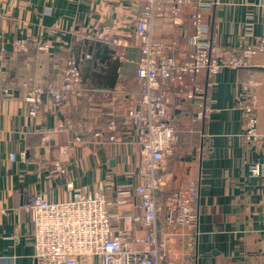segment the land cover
Masks as SVG:
<instances>
[{
  "label": "crops",
  "instance_id": "crops-1",
  "mask_svg": "<svg viewBox=\"0 0 264 264\" xmlns=\"http://www.w3.org/2000/svg\"><path fill=\"white\" fill-rule=\"evenodd\" d=\"M210 1L215 4L204 12L203 22L212 43L248 56L247 48L263 36L264 0ZM196 4L193 0L192 8ZM143 7L144 0H0V264H37L30 221L20 211L31 196L67 202L71 192L65 185L72 182L91 194L99 184L112 185L106 192L111 200L115 188L139 184L135 132L124 114L141 90L135 77L140 58L135 26ZM190 11L179 13L175 23L170 2H155L151 40L171 47L167 53L177 62L187 58L194 34ZM41 30L48 54L34 48L24 56L13 52L16 39L33 47ZM81 35L86 38L78 41ZM122 53L125 61L118 59ZM70 56L87 90L84 95L70 96L58 106L44 95L34 119L20 91L4 99L1 87H15L25 77L58 86ZM248 62L247 68H222L211 78L203 120L196 119L195 104L181 94L171 96L180 137L167 161L165 193L191 183L198 187L199 238L192 264H264V178L250 176V167L261 158L243 139L242 110L250 105L264 134V53ZM206 80L204 73L198 76L200 84ZM111 122L118 128V145L108 141ZM98 132L100 144L94 139ZM76 135L83 136L82 144L73 143ZM58 166L63 175L56 172ZM137 204L133 197L123 212L141 214ZM182 246H175L180 253Z\"/></svg>",
  "mask_w": 264,
  "mask_h": 264
},
{
  "label": "built area",
  "instance_id": "built-area-1",
  "mask_svg": "<svg viewBox=\"0 0 264 264\" xmlns=\"http://www.w3.org/2000/svg\"><path fill=\"white\" fill-rule=\"evenodd\" d=\"M170 16L176 23L179 13L191 8L189 22L194 34L189 39V53L182 62L170 56L163 43L151 40V25L155 16L156 0H144L135 26L140 58L136 63L135 77L141 86L135 106L125 111L126 125L135 132L134 145L139 151V184L132 188L117 187L113 199L106 197L112 185L99 184L93 194L85 188L67 182L71 192L67 202L53 203L42 195L31 196L22 211L29 219L33 258L37 264H192L199 230V190L196 184L178 186L165 193L167 161L173 157L180 132L173 120L171 96L185 97L186 103L197 106L196 119L203 120L208 112L205 89L211 86V78L222 68H247L248 59L256 53H264V32L260 43L247 48L246 57L234 52H224L209 38L208 27L203 22L204 12L215 2L210 0H168ZM41 30L35 47L23 39L13 42L16 55H27L30 48L42 54L49 53V45L43 42ZM78 36V41L85 39ZM114 44L119 42L114 41ZM249 57V58H248ZM125 61L123 53L118 58ZM207 80L199 83L198 76ZM60 84L52 86L46 80L38 82L25 77L17 83L1 87L4 99H14L16 90L23 94L27 114L34 119L42 97L49 96L54 105L67 102L70 96H82L87 90L82 86L78 65L68 57L60 72ZM250 101V100H249ZM250 104L251 101H250ZM243 139L249 148H255L261 160L250 167V176L264 178V134L259 132L258 118L250 105H244ZM117 125L111 122L106 131L111 134L109 143L120 144ZM101 132L94 135L100 144ZM74 144H82L83 136L76 135ZM15 155L9 156L10 161ZM23 159V155L20 156ZM56 172L65 171L57 167ZM138 198L139 215L123 212ZM161 198V200H160ZM163 216V220L161 219ZM140 230L144 234H140ZM181 253L176 250L182 244Z\"/></svg>",
  "mask_w": 264,
  "mask_h": 264
}]
</instances>
